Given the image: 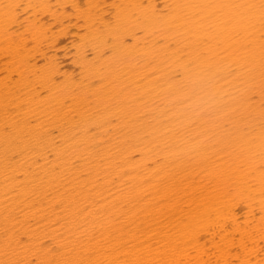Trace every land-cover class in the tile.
<instances>
[{
	"label": "bare ground",
	"instance_id": "6f19581e",
	"mask_svg": "<svg viewBox=\"0 0 264 264\" xmlns=\"http://www.w3.org/2000/svg\"><path fill=\"white\" fill-rule=\"evenodd\" d=\"M0 264H264V0H0Z\"/></svg>",
	"mask_w": 264,
	"mask_h": 264
}]
</instances>
